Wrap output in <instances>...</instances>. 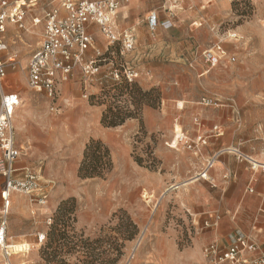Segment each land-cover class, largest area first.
<instances>
[{
    "label": "rangeland",
    "instance_id": "1",
    "mask_svg": "<svg viewBox=\"0 0 264 264\" xmlns=\"http://www.w3.org/2000/svg\"><path fill=\"white\" fill-rule=\"evenodd\" d=\"M51 5L52 0H36V4L26 11V30L14 26L0 33V40L8 46L0 53L6 64L5 91L20 92L24 96L14 117L29 98L38 103L44 96L27 88L24 71L27 63L23 62L22 52L32 49L34 40L37 47L43 26H31V20L42 18ZM122 6L116 18V30L118 33L133 30L137 41L135 48L121 54L119 45H109L95 29L94 43L85 52L84 60H95L98 72L88 79L75 70L61 83V122L67 117L72 99L83 102L89 109L97 108L101 116L108 108L122 116L131 114L133 118L126 120L130 128L126 133L108 131L110 135L106 139H93L102 141L110 149L111 159L114 155L117 157L123 142L129 143L128 155L132 160L155 173L159 172L155 147L163 145L171 149L168 145L174 147L175 135L181 132L185 136L195 134L196 119L205 124L200 134L210 136L211 126L217 124L224 131L225 146L238 148L246 156L249 152L250 158L257 162L260 161L256 155H260L263 157L261 163H264V0H128ZM151 11L158 14V23L159 14L167 13L171 28L161 29L159 23L155 32L149 31L146 18ZM217 42L223 45L227 58L209 69L201 52ZM126 76L132 77V81ZM202 99H217L218 106L204 107L200 104ZM46 113L52 125L60 123V118L51 116L48 105ZM157 123H160L157 133L148 135L149 124ZM176 127L178 132H175ZM84 146L78 153L75 147L59 146L55 141L51 153L32 157L27 155L31 153L29 147L22 145V163H41L45 178L55 187L60 184L71 186L73 195L58 203L50 218L51 225H47L44 217H32L28 213L19 229L33 227L44 234V241L39 250L35 247L36 238L32 244L22 241L28 251L12 256V264H176V261L178 264H196L183 253L193 246L196 237L206 232L194 226L197 221L200 226L206 216H195L193 210L179 207L172 194L166 196L167 204L162 206L159 194L133 190L130 201L133 210L140 214L135 216L132 215L135 213L118 210L102 220L92 232L77 229L75 213L85 198L84 187H90L89 193H92L96 184L109 185L106 181L111 172L94 180L79 178L78 166ZM176 147L171 150L195 152L187 150L181 143ZM204 156L205 159L208 157ZM223 156L231 159V167L236 165L238 158L235 155L227 153ZM221 158L219 156L217 161L221 162ZM239 160L248 165L249 179L253 177L254 182L257 173H253L257 168L254 166L251 170L249 163ZM45 168L50 169V178L45 175ZM206 181L203 182L209 187L210 194L219 199L217 189H211L212 184ZM204 213L219 215L211 209H204ZM139 217L141 221L137 220ZM141 234L143 239L134 257L130 258ZM18 246L22 245H11L14 253L18 250L13 247ZM153 249L159 255L156 259L149 255ZM0 264H4L1 252Z\"/></svg>",
    "mask_w": 264,
    "mask_h": 264
},
{
    "label": "crops",
    "instance_id": "2",
    "mask_svg": "<svg viewBox=\"0 0 264 264\" xmlns=\"http://www.w3.org/2000/svg\"><path fill=\"white\" fill-rule=\"evenodd\" d=\"M159 23L161 29H170L172 26V22L165 12L159 14ZM34 27L38 28V26ZM95 29H98V27L91 24L87 30L93 36ZM38 46L39 43L36 47V41L34 40L33 48L22 52V59L25 64L28 63L31 54L35 52ZM61 86L62 84L59 85V89H61ZM5 87L6 80L3 83L2 92L6 94H17L18 98H20L18 105L20 106L24 96H21L20 92H6ZM66 96L70 99L69 95ZM42 97V101L38 103L32 98H29L26 103L21 105L13 121L16 147L22 149L23 144L29 147L31 153H27V155H31L32 157L51 153L55 147V141L59 146L68 145L75 147L78 153H80L83 146L91 138L104 140L110 135L108 131L117 130L121 131L119 133H126L129 128V125H127L128 122L117 127L103 128L100 125V111L97 108L89 109L83 102L76 99H72L70 102L71 105L68 108L67 117L66 119L62 117V122L60 117L51 115L53 118H60L59 124L52 125L49 115L46 113V106L48 105L49 108V101L46 97ZM61 116H63V113ZM148 116L151 117V114H148ZM159 121L161 122V119ZM157 124H149L148 128H146L148 135L157 133L160 123ZM204 126L205 124L203 122L200 128L194 125V129H196L195 134H186L188 136L187 138L194 139L195 136L200 134V130ZM187 127L189 128V126ZM177 128L175 132H178ZM205 134L207 133H203V135ZM222 137L209 139L208 144L203 148V154L200 155L196 154V152L191 153L192 151L177 153L171 150L174 148L170 147V144L168 147L171 149L163 145H157L154 149V157L156 158L158 173L150 171L147 167L138 166L128 155L129 143L123 142L119 146L120 150L117 152V157L114 155L112 158L113 168L106 181L110 186L103 185L105 184L104 182L100 185L96 184L94 188L95 192L92 193H89L90 187H84L86 191L85 198L75 213L77 229L87 233L92 232L102 220H105L107 216L118 210L135 213L132 214L135 216L140 214V211L137 210L135 212L133 210L134 205L130 201V196L135 191H138V189H142L143 191L148 190L151 193L159 194V199H162V206L167 204L166 196L172 194L179 207L183 206L188 210H193L196 212L195 216H206L200 226L198 221L194 224L195 227L201 230L204 229L206 232L196 237L193 240V246L183 253L185 256L194 260V263L201 264L204 259L202 254L203 249L210 244L225 249L228 245L229 237L231 234L236 233V231L247 235L252 240H256L260 245V252L264 253V168H259L260 171L257 168L253 173H257V178L253 182V177L249 179V172L247 171L248 165L246 163L237 159L234 163L236 165H232L231 167V159L223 156L227 153L220 155L222 156V161H216V167L208 172V178H210L206 181L212 184L213 188L211 189H217L216 192H218L217 196L220 197L219 199H214L213 195L210 194L209 187L199 177L204 166V155L207 157L221 150L233 149V147L225 146V141ZM31 145L33 148H30ZM27 150L25 148V151ZM247 155L252 158L249 152H247ZM256 157L260 161L258 163L263 162L262 156L256 155ZM263 165L264 163L261 166ZM15 166L18 169L22 166H40L42 169V183L47 186L48 197L45 205H31L28 199L22 195H13L11 198L12 211L10 210L11 216L8 220L9 225L6 233V241H8L9 245H22L25 243L22 242L24 240L31 241L26 243L32 244L36 236L41 234V232H37L33 227L27 228L26 230L19 229L23 227V222L27 219L28 213L32 217L37 215L38 217H44L45 220L50 219L57 209L58 203L73 195L72 188L64 184L56 187L53 186L45 178L41 163L37 165L22 163L19 159ZM45 169V175L50 178V169ZM3 183L4 179L0 176V193L3 189ZM252 183L253 186H250ZM133 190L134 192H132ZM204 209L214 210L219 215L215 216L211 213H204ZM137 220L141 221L140 217ZM205 223L208 224L207 227ZM22 251H28V249H23ZM22 251L17 253L13 252L10 259L12 256L22 253ZM149 255H151L152 259H156L159 256L156 249H153V252L149 253ZM139 258L142 261L144 260L142 256H139ZM176 264H178L177 261Z\"/></svg>",
    "mask_w": 264,
    "mask_h": 264
},
{
    "label": "built area",
    "instance_id": "3",
    "mask_svg": "<svg viewBox=\"0 0 264 264\" xmlns=\"http://www.w3.org/2000/svg\"><path fill=\"white\" fill-rule=\"evenodd\" d=\"M128 0H52V5L45 11L42 18L34 17L32 26L41 24L43 30L40 36L38 48L28 60L25 71L27 88L33 93H41L49 101V113L61 117L59 103V85L75 70L90 79L98 72L95 60H84V54L93 45V36L87 30L93 24L98 27L99 33L109 42V45H119L121 54L130 52L135 48L136 37L131 29L118 33L116 30V18L123 8V3ZM36 4V0H0V33H4L8 27H18L26 30L24 19L26 11ZM146 23L152 33L158 28V14L149 12ZM8 49L7 44L0 40V53ZM204 63L209 69H214L221 61L226 59V51L220 42L212 48L201 52ZM6 77V64L0 58V176L3 177V189L0 193V252L4 264H12L10 256L13 253L11 245L6 241L8 229V217L11 210V198L13 195L24 196L31 205H45L48 197L46 184L42 183V169L40 166H22L19 169L15 164L20 159L22 149L16 147L13 129L14 111L18 107L20 98L14 93H3V83ZM117 77V74L114 75ZM132 81V77L126 76ZM85 99L86 96H83ZM200 104L204 107L218 106V100L202 99ZM194 125L200 128L201 123L196 119ZM224 131L217 125L212 127L210 136L198 134L193 140L187 138L182 132L174 137L176 149L178 144L187 150L201 153L209 139L219 138ZM173 142V141H172ZM171 142V143H172ZM171 147V145H170ZM229 153L249 163L254 169V160L244 155L240 149H226L209 155L203 161V169L199 177L206 181L207 174L214 168L220 155ZM258 166L264 168V166ZM47 225L51 220L47 219ZM207 227L208 224L205 223ZM138 236L133 254L142 238ZM35 247L39 250L44 234L36 237ZM204 264H264V253L260 252V245L247 235L238 231L231 234L225 249L210 244L203 249ZM40 264H46L42 262Z\"/></svg>",
    "mask_w": 264,
    "mask_h": 264
},
{
    "label": "trees",
    "instance_id": "4",
    "mask_svg": "<svg viewBox=\"0 0 264 264\" xmlns=\"http://www.w3.org/2000/svg\"><path fill=\"white\" fill-rule=\"evenodd\" d=\"M131 114L122 116L120 112H113L108 108L103 112L100 124L103 128L123 125ZM82 160L78 166V177L81 179L104 178L112 170L110 149L100 140L91 138L84 146Z\"/></svg>",
    "mask_w": 264,
    "mask_h": 264
},
{
    "label": "bare ground",
    "instance_id": "5",
    "mask_svg": "<svg viewBox=\"0 0 264 264\" xmlns=\"http://www.w3.org/2000/svg\"><path fill=\"white\" fill-rule=\"evenodd\" d=\"M8 61H13V59L12 58H8ZM13 121H14V119H13ZM254 163V166L256 167V168H258V166H260V164H262V163H258V162H256V161H254L253 162ZM207 178H208V174H207ZM209 179V178H208ZM14 248V250L15 251H17L18 250V252L19 251H22L23 249L24 250H27V246L26 245H24V244H22V246H18V247H13ZM26 252V251H25Z\"/></svg>",
    "mask_w": 264,
    "mask_h": 264
}]
</instances>
